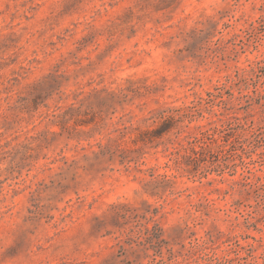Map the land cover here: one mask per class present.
I'll list each match as a JSON object with an SVG mask.
<instances>
[{"label":"clouds","instance_id":"1","mask_svg":"<svg viewBox=\"0 0 264 264\" xmlns=\"http://www.w3.org/2000/svg\"><path fill=\"white\" fill-rule=\"evenodd\" d=\"M0 264H264V0H0Z\"/></svg>","mask_w":264,"mask_h":264}]
</instances>
